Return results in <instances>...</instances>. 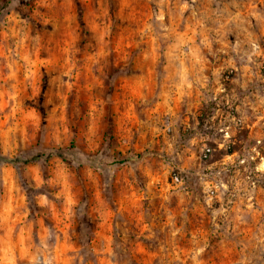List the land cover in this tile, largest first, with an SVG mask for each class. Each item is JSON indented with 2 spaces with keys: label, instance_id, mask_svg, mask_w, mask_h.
I'll use <instances>...</instances> for the list:
<instances>
[{
  "label": "rangeland",
  "instance_id": "rangeland-1",
  "mask_svg": "<svg viewBox=\"0 0 264 264\" xmlns=\"http://www.w3.org/2000/svg\"><path fill=\"white\" fill-rule=\"evenodd\" d=\"M0 264H264V0H12Z\"/></svg>",
  "mask_w": 264,
  "mask_h": 264
},
{
  "label": "trees",
  "instance_id": "trees-1",
  "mask_svg": "<svg viewBox=\"0 0 264 264\" xmlns=\"http://www.w3.org/2000/svg\"><path fill=\"white\" fill-rule=\"evenodd\" d=\"M12 0H0V15L2 14L3 10L7 8L11 4ZM63 158L67 159L68 157L66 155H63ZM87 162L92 167H95L96 169L99 167V164H101V157H97L96 155L87 154ZM7 161L13 162L15 164L20 163V160L18 159H6Z\"/></svg>",
  "mask_w": 264,
  "mask_h": 264
}]
</instances>
